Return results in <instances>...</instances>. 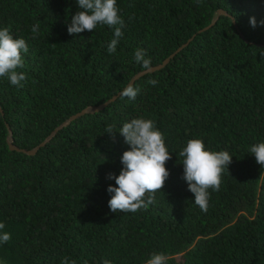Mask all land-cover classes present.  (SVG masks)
Returning a JSON list of instances; mask_svg holds the SVG:
<instances>
[{"label": "trees", "instance_id": "trees-1", "mask_svg": "<svg viewBox=\"0 0 264 264\" xmlns=\"http://www.w3.org/2000/svg\"><path fill=\"white\" fill-rule=\"evenodd\" d=\"M117 7L125 27L109 54L112 28L69 34L78 0H0V29L10 26L29 47L18 69L24 86L0 78V233L11 234L0 262L146 264L164 253L167 264H264V167L250 152L264 142V0H117ZM220 10L227 15L206 29ZM189 41L134 83V101L121 95L77 118L35 155L10 149V131L15 147L32 150L122 92L145 71L137 49L156 67ZM141 117L164 134L170 176L147 210L113 212L107 189L118 185L107 177L119 176L130 150L119 130ZM113 124L114 136L106 132ZM191 139L232 156L206 213L183 178L179 153Z\"/></svg>", "mask_w": 264, "mask_h": 264}, {"label": "clouds", "instance_id": "clouds-1", "mask_svg": "<svg viewBox=\"0 0 264 264\" xmlns=\"http://www.w3.org/2000/svg\"><path fill=\"white\" fill-rule=\"evenodd\" d=\"M78 7L80 10L68 24L69 34H80L85 30L92 32L98 25H106L114 30V37L108 44L107 51L109 54L115 53L123 36L122 29L125 27V21L119 14L117 0H78ZM250 23L253 27L257 25L254 17L250 19ZM260 23L264 25V21ZM39 28V23L33 25L31 29L33 34H38ZM28 51L26 40L14 38L10 26L0 29V78L6 77L12 85L23 87L27 77L18 69L25 67L22 54ZM146 57L145 49L135 51V61L146 71H151V58ZM148 83L155 86L158 81L153 79ZM139 91L140 89L130 82L122 91V96L134 101ZM114 128V124L109 125L106 132L114 136L116 132ZM119 132L125 138V143L130 146V150L122 155L123 169L119 176L110 173L107 177L115 180V184L118 185V187L109 186L107 189L112 197L108 202L109 207L113 212L123 213L147 210L149 205L155 203V194L165 187V182L170 176L165 165L171 160V153L166 147L164 134L157 128L153 119L134 118L130 122H125ZM250 152L255 156L257 163L264 167V142L251 146ZM179 156L184 158L183 178L188 183V190L195 196L194 203L206 213L211 198L209 190H220L222 175L226 171L229 173L232 156L226 150L213 151L206 148L202 139L189 140ZM4 228L5 224L0 223V230ZM10 240V233H0V243H7ZM168 259L164 253H153L146 264H167ZM61 264H76V261L64 257ZM84 264H87V261ZM103 264H112V262L105 259Z\"/></svg>", "mask_w": 264, "mask_h": 264}, {"label": "water", "instance_id": "water-1", "mask_svg": "<svg viewBox=\"0 0 264 264\" xmlns=\"http://www.w3.org/2000/svg\"><path fill=\"white\" fill-rule=\"evenodd\" d=\"M221 15H227V13L224 12L223 10H220V11L218 12V16L216 17V19H215V20L211 23V25H209V27H207L206 29H209L211 26H213V25L217 22L219 16H221ZM189 43H190V41H189L187 44L183 45L181 48H179L178 51H177L176 53H174L171 57L167 58V59H166L161 65H158V66H156V67H152V70H151V71H146V70H145V71H142V72L138 73V74L132 79L131 83H135L137 80H139L140 78L144 77V76L147 75V74L154 73V72H156V71H160V70H162L163 68H165L166 65H168V63L171 61V59H173V58L175 57V55H176L179 51H181L184 47H187ZM121 95H122V92H120L118 95L114 96L111 100L107 101L106 103H104V104H102V105H100V106L89 107V108L83 110L81 113H79V114H77V115L71 117V118L68 119L66 122H64L59 128H57V129L51 134V136H49V137H48V138H47V139H46V140H45L40 146H38V147H36V148H34V149H32V150H24V149H19V148L15 147L14 144H13L12 132L10 131V132H9V138H8L9 147H10L11 150H15V151H17V152H22V153H25V154H27V155H35V154L39 151V149H40L41 147L45 146L48 142H50V140H51L55 135H57V133H58L60 130H62V129H64L65 127L69 126V125H70L73 121H75L77 118H79V117H81V116H83V115H86V114H88V113L90 114V113H95V112H98V111L103 110V109L106 108L109 104H111V103H113L114 101H116ZM0 110H1V108H0ZM1 112L3 113L2 110H1Z\"/></svg>", "mask_w": 264, "mask_h": 264}]
</instances>
